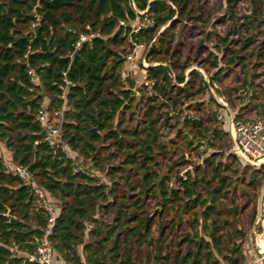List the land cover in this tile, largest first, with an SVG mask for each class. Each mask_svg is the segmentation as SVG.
Instances as JSON below:
<instances>
[{
  "label": "trees",
  "instance_id": "16d2710c",
  "mask_svg": "<svg viewBox=\"0 0 264 264\" xmlns=\"http://www.w3.org/2000/svg\"><path fill=\"white\" fill-rule=\"evenodd\" d=\"M170 2L0 0V145L6 146L5 151L14 163L29 167L48 201L57 206V225L49 242L56 257L65 264H84L81 248L87 264H141L134 260L135 251L144 246L153 247L155 243L159 246L164 241L162 234L156 239L151 238L155 215L147 213L146 200L150 195H158L163 209L167 210L177 204L181 192L176 188L169 192L168 181L156 171L159 164L156 154L165 151L159 140L158 116L155 115L161 103L155 97L148 98L147 110L142 115L135 112L140 106L134 96V88L138 89V86L131 76H124L125 51L118 47L125 46L126 34L130 31L120 27L119 22L131 23L139 12L147 11L156 22L154 28L141 35L149 43L159 29L170 23L174 26L177 23L173 21L175 17L188 18L192 0ZM229 7L232 10L231 1ZM33 23H38L35 29ZM167 31L152 45V59L156 62H159V56L170 53L165 49ZM93 33H100V37L82 42L76 48L82 36ZM226 41L227 53L230 48ZM253 41L248 40L245 46ZM240 52L233 50L230 66L241 64L245 68L246 59L240 57ZM179 53V50L174 51L172 57ZM263 58L264 53L259 54V59ZM213 65L220 67L216 61ZM30 68L39 74L41 85L30 84ZM183 69L187 70L189 66ZM218 69L217 75L221 71ZM170 70V65L145 69L148 80L155 81L153 92L156 95L164 96L175 88L186 93L196 86V79L201 80V91L208 89L209 85L195 71H191L186 83L183 76H178L175 82L170 81ZM64 73L70 86L64 82ZM181 84H185V89ZM64 93L65 100H62ZM45 96L49 98L51 112L66 105L62 118L63 140L80 162L91 161L94 167L113 177L122 171L118 167L104 170L105 166L101 165L103 155L105 161L114 159L116 153L125 155L123 164L131 166V172L134 170L143 180L141 196L135 203L124 195H116L120 202L111 203L109 198L117 194V183L109 189L98 178L74 173L73 161L42 142L43 125L37 120V113ZM192 96L189 94L186 99ZM135 104L138 105L134 108ZM241 118L237 116V119ZM184 120V127L198 130L199 135L203 133L202 122ZM214 133L218 135L219 132ZM215 157L213 154L205 158L207 169L204 174L179 181L186 203L180 206L179 201L171 225L173 229L181 224L180 212H192L190 232L183 239L195 250L187 254L179 252L177 264H205V261L206 264H221L219 257L223 250L219 234L222 230L216 217L220 215L218 205L228 190V178L224 176L228 168L217 164ZM246 169L243 176L248 173ZM254 169L250 181L243 184L255 193L264 185V165ZM127 184L131 186L129 182ZM36 204L31 188L8 174L0 158V264H34L22 255L15 256L10 247L19 245L20 250L33 253L45 234L47 217L36 210ZM195 208H199L200 213H194ZM8 210L15 219L6 216ZM230 212L236 215L238 209ZM104 216H112L113 222L103 221ZM87 223L95 227L88 240L85 239ZM226 225H229L228 221ZM109 243L112 247L107 250ZM233 247L223 256L228 264H235L238 256L251 264L247 254L243 255L236 245ZM160 258L156 255L158 262Z\"/></svg>",
  "mask_w": 264,
  "mask_h": 264
},
{
  "label": "rangeland",
  "instance_id": "374dc122",
  "mask_svg": "<svg viewBox=\"0 0 264 264\" xmlns=\"http://www.w3.org/2000/svg\"><path fill=\"white\" fill-rule=\"evenodd\" d=\"M166 1L171 3L170 0ZM230 1L232 10L229 7ZM190 8L192 10L187 19L175 17L173 21L177 23L174 26L159 29L151 43L145 36H141L139 39L147 46V52L143 55V59L137 60L135 64L127 63L125 72H133L130 79H133L138 86V89L134 88V96L137 98L136 103L140 106L135 108L138 105L135 104V112L142 115L147 110L148 98L155 97L156 101L161 103L158 104L160 109L155 110V115L159 117L156 119L159 140L162 141L165 151H159L156 154L159 163L156 171L161 178L168 181L169 192L174 188L180 190V206L186 203V199L182 196L183 188L179 183L180 179H194L204 174L207 169L205 158L216 154V163H221L228 168L224 173V176L228 178V190L218 205L220 215L216 217L222 230L219 238H222L223 251L219 260L221 264H228L223 256L229 254V250L234 249L233 246L236 245L243 255L247 254L248 262L253 264L252 253L256 248V240L261 239L257 237L261 233V225L257 224L259 204L262 198V212L264 211V185L259 186L254 193L243 182L248 183L254 168L261 167L264 162L250 164L244 161V165L240 159L235 158L232 153L233 139L229 133L228 120L225 124L217 123L215 118L222 113V100H224L236 117L240 115L241 119L247 123L258 118L264 119V58L259 59V54L264 53V0H192ZM167 29L165 49L170 50V53L166 56L164 54L159 56L160 60L156 62L152 59L151 48L155 40L159 39ZM250 39L254 40L253 43L245 46V42ZM225 40H227V47L230 48L227 53L224 46ZM118 49L125 51L124 56L129 49V43L126 42L124 47H118ZM177 50L180 53L172 57L173 52ZM233 50L241 51L240 57L246 59L245 68L241 64L229 65ZM143 60L149 64V67H145ZM215 61L220 66L218 68H221L219 75L215 73L216 69L217 72L220 70L214 68ZM160 62L171 66L169 79L172 82H175L178 76L184 77L188 71V69L187 71L183 69L184 66H189V70L202 75L201 77L204 72L215 95L211 89H209L210 94L207 93L208 91H201L199 87L201 80L198 79H196V86L186 93L185 91L179 92L175 88L168 90L164 96L156 95L153 92L155 81L148 80L145 68H151L153 64ZM215 78H219L220 81ZM213 83H216L219 88L216 89ZM181 88L185 89L184 85H181ZM189 94L193 96L186 99ZM186 118L202 122L203 133L199 135L198 130L184 127ZM134 120H137V117ZM216 130L219 132L218 135L214 133ZM202 139L207 142L204 143ZM191 142L193 144L189 146ZM114 156V159L110 158L105 161V155H103L101 163L105 166L104 170L118 167L122 171L109 177L112 181L110 188H113L115 183L118 184L117 194L112 195L109 201L113 204L119 203L116 195H124L135 203L141 196L142 176L136 175L134 170L131 172V166L123 164L124 154L116 153ZM81 162L82 165H86L83 161ZM245 168L248 173L243 176ZM179 201L174 204L173 208L169 207L164 210L158 195H150L146 200L147 213L155 215L151 238L156 239L162 234L164 241L159 246L155 243L153 247L144 246L136 250L134 260H138V263L177 264L179 252L187 254L190 250H195L184 243L183 239L184 235L190 232V225L193 222L192 212L187 214L180 212L179 222L181 224L172 229L171 221L177 214L175 209L179 208ZM234 208L238 209L236 215L230 212ZM193 212L200 213V209L195 208ZM263 216L264 212L261 213V217ZM101 219L109 224L113 222L112 216H104ZM227 221L229 225H226ZM199 231L201 232L200 229ZM89 238L91 239V236L85 239ZM111 247V243L107 244V250ZM80 254L82 260L85 259L82 248ZM156 255L161 257L160 262L157 261ZM63 262L56 256L53 259V264H63ZM235 264H247V262L238 256Z\"/></svg>",
  "mask_w": 264,
  "mask_h": 264
},
{
  "label": "built area",
  "instance_id": "2783aa9c",
  "mask_svg": "<svg viewBox=\"0 0 264 264\" xmlns=\"http://www.w3.org/2000/svg\"><path fill=\"white\" fill-rule=\"evenodd\" d=\"M119 23L120 27L130 30L128 34H126V42L129 43V49L126 51L123 57L125 59V62H127L129 65L135 64L137 60L143 59V55L147 52V46L143 44V42H141L139 38L141 35L151 30V28H154L156 26V22L151 17V15L147 13V11H144L139 12L136 19L131 23H127L125 21H120ZM37 26L38 23L32 24L33 29H35ZM170 26L171 23L167 25V27ZM95 37H100V33H93L92 35L82 36L76 48L78 49L81 46L82 42L91 40ZM25 58H27V56H25ZM143 62L145 67H149V64H147L145 60H143ZM158 66L168 67V65L166 64L155 63L151 66V68ZM191 71L193 70L188 69V71L184 74V80H186V83L189 81ZM132 73L133 72L131 71L125 72L124 76L130 77L132 76ZM66 75L67 74L64 73V82L67 83L68 86H70L71 83L66 80ZM28 76L30 84L41 85V78L34 68H30L28 70ZM206 76L207 75H205V73L203 72L202 78L209 85L208 89L206 88L205 91H208L207 93H209V89H211V92L214 93V89L211 87L210 81L207 80ZM185 84L181 85L185 86ZM213 85L216 89L219 88L216 83H213ZM65 93L61 97L62 100H65ZM48 99L49 98L47 96L44 97V101L41 105V108L37 113V120L43 125L44 139L42 142L47 143L52 148L60 150L70 161H73L75 164L74 173H81L91 179L98 178L103 184L107 185L110 188L112 181H110L107 175V171L103 172L99 167H94L91 161H86L85 166L82 165V162H80V160H78V158L74 156L68 145L64 142L62 118L63 113L67 110L66 105L63 106L61 110H54L53 112H51L49 110ZM222 104V113H220L219 116H216L215 122L225 123V121L228 119V124L230 126L229 133L231 134L233 139L232 153L235 158H238L250 164H253L255 162H258V164L263 163L264 119L258 118L252 121L251 123H247L242 119H237L234 112L230 110L228 104L225 103L224 100H222ZM5 149V145H0V158L2 160V164H4L5 171L12 177L19 178L26 186L31 188L32 194L36 199L37 203L35 208L37 211H42V213L47 217L48 222V228L46 229L43 237L38 241L33 253H27L20 250L19 245H13L10 247V249L15 254V256L22 255L26 257L31 263L53 264V259L56 254L54 247L52 246L51 242H49V237L53 233L57 225V206L48 201L45 191L42 189L40 184L37 183L29 167L23 166L16 162L14 163L12 159L7 156ZM257 225H261L260 235L256 234L257 237L259 236L261 237V239L257 238L256 240V248L252 253V257L254 259L253 264H264V216H260ZM94 228L95 227L92 223L86 224L85 238H88L90 236V232ZM82 261H84V264H87L85 259H83Z\"/></svg>",
  "mask_w": 264,
  "mask_h": 264
},
{
  "label": "water",
  "instance_id": "95a60500",
  "mask_svg": "<svg viewBox=\"0 0 264 264\" xmlns=\"http://www.w3.org/2000/svg\"><path fill=\"white\" fill-rule=\"evenodd\" d=\"M263 190H264V188H263ZM262 201H263V198L261 199L260 204H259V210H258V217L259 218H260L261 213H262V207H263V202ZM6 216L9 217V218H14L15 219V217L10 214V210H8V212L6 213Z\"/></svg>",
  "mask_w": 264,
  "mask_h": 264
},
{
  "label": "crops",
  "instance_id": "0c3cea01",
  "mask_svg": "<svg viewBox=\"0 0 264 264\" xmlns=\"http://www.w3.org/2000/svg\"><path fill=\"white\" fill-rule=\"evenodd\" d=\"M7 153V152H6ZM7 156L10 158V156L8 155V153H7ZM57 259H58V257H57ZM58 260H60V259H58ZM61 261V260H60ZM63 264H64V262H63Z\"/></svg>",
  "mask_w": 264,
  "mask_h": 264
}]
</instances>
